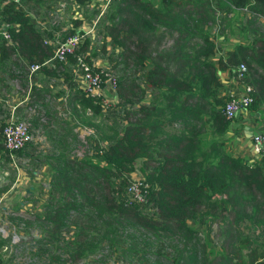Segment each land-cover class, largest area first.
Instances as JSON below:
<instances>
[{"label": "trees", "instance_id": "trees-1", "mask_svg": "<svg viewBox=\"0 0 264 264\" xmlns=\"http://www.w3.org/2000/svg\"><path fill=\"white\" fill-rule=\"evenodd\" d=\"M62 1L70 7L89 2L0 0V20L7 24L9 36V40L0 36V72L6 78L24 79L30 63L46 71L43 61L51 56L52 48L44 43L35 16L45 17L47 9L58 12L54 6ZM114 4L106 14L103 35L114 49L110 73L121 117L110 124L107 119L95 121L101 114L100 101L84 95L68 77L74 120L93 127L100 140L93 139V155L89 149L75 154V135L50 134L51 145L42 156L49 176L42 191L45 198L33 216H15L31 217L42 229L33 256L42 259L48 254L47 260L40 261L43 264H79L88 253L100 250L104 254L87 264H107L109 253L127 264H264V162L254 157L246 161L222 147L221 137L235 117L225 119L221 113L219 77L221 71L232 75L239 63L245 65L243 82L251 86L253 99L242 112L248 109L264 123V30L260 23L264 0H159L158 6L144 0H121ZM235 11H243L239 31L245 35L222 52L225 47L216 48L215 36L206 27L219 26L222 39ZM73 22L71 30L59 31L60 41L69 32H83L78 21ZM82 42L80 50L87 40ZM73 61L74 55H69L65 62L52 60L49 65L65 80L66 62ZM32 92L36 93L34 87ZM37 122L33 117L30 124ZM29 143L14 158L17 154L29 157L31 149L35 150L28 149ZM137 160L146 184L141 188L142 198L153 207L151 215L137 201H121L126 175ZM209 216L217 218V237L222 236L231 248L227 251L218 245L211 257L197 230ZM246 219L260 229V240L239 233V223ZM188 220L196 226H189ZM63 228L70 230L66 237L61 236Z\"/></svg>", "mask_w": 264, "mask_h": 264}, {"label": "rangeland", "instance_id": "rangeland-1", "mask_svg": "<svg viewBox=\"0 0 264 264\" xmlns=\"http://www.w3.org/2000/svg\"><path fill=\"white\" fill-rule=\"evenodd\" d=\"M118 2L121 0H117ZM146 2H150L151 4L158 6L159 0H144ZM98 2V0H97ZM97 2H95L97 4ZM116 2V1H115ZM115 3V4H118ZM114 4V6H116ZM52 5V4H51ZM113 7V6H112ZM112 7L108 6L106 7V10L103 11L100 16L96 12H98V8L95 9V19L97 20L95 23V26L93 28V35L89 36L88 38H85L87 40L86 44L84 43L83 49L80 50V48L77 50L76 55L82 56L84 61L93 63L98 69L105 70L108 72L106 82H103L101 85L102 88V95L98 98L102 101H107V106L102 105L101 114L99 116H95V121H103L104 119L107 122V124H110V121L115 119L119 120V117H121V105L118 103V98L115 94V86L111 79V73H110V57L113 56L114 49L110 44L108 43V38L104 37L103 35V25L105 23L106 14L109 10L112 9ZM54 8H59L58 11L62 10L59 5H55ZM69 8L70 6H66L64 4V13L66 16L63 17V19H68L70 25H73V20H77L79 24L82 20V18H85V13H83L80 10H77L76 14H71V17H68L69 14ZM108 8V9H107ZM82 9L85 11L84 7L82 6ZM42 11V9H41ZM49 9L45 10V17H42L41 15L35 16L37 18V25H41V21H47L48 23V30L52 29L54 31H58L62 25L63 21L59 20L60 16L59 12L55 13H48ZM47 17V18H46ZM231 19L230 26L228 27V34L227 36H224L221 38V32L219 26L209 24L206 27V32L212 36L217 37V40L214 41L216 44V48H222V47H230L234 42L242 41L245 35V32H240L239 27L241 23L243 22V11H235L232 15L229 16ZM261 28L264 30V19L260 20ZM79 27V25H77ZM98 34H97V33ZM84 39V40H85ZM83 40V42H84ZM168 38H165L164 42H161L160 44H164ZM82 42V44H83ZM87 54V57L83 54ZM85 51L87 53H85ZM89 60H88V59ZM115 75V74H114ZM116 76V75H115ZM2 85V84H0ZM2 88V86H0ZM21 88L25 89L24 84L21 83ZM31 91L33 90V87L30 88ZM11 90V87H10ZM54 91H51V93ZM222 92V90H221ZM220 92V93H221ZM58 93V92H57ZM0 94H3V92L0 89ZM46 96H48V102H50L52 105L59 106L63 102L61 100V96L59 98V101H57L55 98L53 100L51 99L50 93H46ZM220 97H222V101L226 98V95L221 93ZM100 101V100H99ZM65 106L67 107L68 111V103L67 98L65 101ZM29 107V108H28ZM25 107V109L18 114V116L15 117V120H20L24 122L27 125V128H29V132L32 136L31 143L28 144V149L34 148V152L31 149L29 152L30 156L27 157L26 155L20 156L16 155L14 160H10L6 157L5 152L2 149L0 150V223L9 220L13 225V232H22L24 236H26L25 239L19 240L16 242L13 246H5L2 250H0V264H43L40 262L42 259L47 260L48 254H43L42 259H38L37 257L33 256V253L36 251L35 246V240L36 237L39 235H43L42 229L39 228L35 223H33L32 218L28 217L25 219H18L16 218V213L20 210V214H28L33 215L34 212L38 211V208L40 207L41 203L44 198L42 196V191L46 189V183L48 179V168L44 162H42L45 154L48 153V145H51L50 143V134L57 133L62 134L64 133L66 135H75L77 138L78 144L77 148H74L73 151H75V154L84 153L86 150L89 149V155H93L94 152L92 151V144L93 139L100 140L99 133L90 126H87L82 120L81 123L79 122L76 124V128H72L68 124L70 120H68L70 116V111L65 112L61 109H57L54 112H51L49 128L45 124V117L40 113V110L35 107L32 108L30 106ZM38 113V115H36ZM0 115L3 117L2 120H0V125L3 127L4 123L7 121L8 117L10 116V113L8 111L3 112L0 111ZM247 115V116H246ZM84 116L87 117H93L90 114H84ZM33 117L38 118V124L37 125H31L30 121ZM239 119L248 118L250 121L255 124L252 128L253 131H260L263 132L262 128V122L260 120H256L255 117L252 115V113L247 109L244 114H241L238 116ZM51 124V125H50ZM1 127V128H2ZM241 128L238 123V120L236 118H233L229 121V129L228 131L221 137L222 140V147H226L235 155L240 154L246 161L252 159V155H250L249 151L244 153V144L247 140V137H243L242 133L240 132ZM239 132V137L235 138L234 135ZM250 138V137H249ZM238 140L241 141V146L236 147V144ZM238 149V150H237ZM28 151L27 148L24 150ZM249 155H245V154ZM249 158V159H248ZM35 159H38L34 162ZM42 162V164H41ZM140 165V160H137L135 162V166L132 169V172L126 175L127 178V184L130 183H137L139 179L141 178V175L139 174L138 168ZM152 165H148V167H151ZM262 173L264 175V167L262 170ZM129 181V182H128ZM126 184V186H127ZM125 186V187H126ZM124 187V188H125ZM124 190V189H123ZM121 201L124 200H130L131 197L129 195L125 196L123 191L121 193ZM138 204H142L144 209L148 214H153V207H151L148 203V201L145 198H142L141 200L137 201ZM124 203V202H123ZM21 204V205H20ZM9 206L5 207L4 210H1V206ZM33 211V212H32ZM32 212V213H31ZM12 218V219H11ZM217 218L214 217H208L207 221L203 222L202 224H199L197 227V230L199 231V236L202 239L201 243L205 245V250L209 254V257L213 256L215 253L218 252L219 248L218 245H222L225 250H230L231 248H228L229 243L226 240H223V237L221 238L217 237ZM189 226H196V222L194 220H188L187 221ZM73 228V226H71ZM239 233L240 234H246L250 238H258V240L261 239L262 235L260 236V229L257 228L251 221L248 219L244 220L243 222L239 223ZM0 228L4 231L3 227L0 225ZM2 231V232H3ZM11 230H9L10 232ZM73 231V229H72ZM68 228H63L61 230V236L66 237L68 235ZM1 238V237H0ZM6 238L10 240L9 233H6ZM2 242L5 244L6 239L1 238ZM226 241V242H225ZM259 242V241H258ZM228 243V244H227ZM223 250V248H222ZM104 252L98 250L96 254L88 253L86 255V258L81 259L78 261L79 264H87V261L90 259H96L97 256L103 255ZM32 257L33 262H31L30 258ZM107 264H127L126 260L123 258H118L116 253L108 254V260Z\"/></svg>", "mask_w": 264, "mask_h": 264}, {"label": "crops", "instance_id": "crops-1", "mask_svg": "<svg viewBox=\"0 0 264 264\" xmlns=\"http://www.w3.org/2000/svg\"><path fill=\"white\" fill-rule=\"evenodd\" d=\"M95 2H97V0H89L88 4L83 6L85 11L82 9V5H75V7L69 8V14L70 15L68 17H71V14L73 12H74L73 14H76L77 10H80L83 13H85V18H82L81 22L79 23V28L83 29V31L87 30V32H88L85 38H88L89 36L93 35L92 30H93L95 23L97 21L94 17L95 16V9L98 8V12H96L98 14V16H100V14L103 12V11H101L103 1L98 0L97 4ZM64 4H65L64 1L59 3L60 8L62 9V10L58 11L60 16H62V17H59L60 18L59 20L63 21V25L58 31H54L52 29L48 30L47 29L48 28L47 21H41L42 24L39 25V27H38L41 36H43V38L50 43L51 48L53 47L55 42L60 41V39H59V31L60 30H62V29L71 30V29H69V28H71L69 20L67 18L63 19L64 16L67 17V15H65V13H64ZM111 6L112 5L110 4L108 6V8ZM106 7H107V5H106ZM106 7H105V9H106ZM69 33H72V32H69ZM69 33H67V34H69ZM106 39H107V37H106ZM224 49L225 50H223L222 52H225L227 50L226 48H224ZM85 53H87V52L85 51ZM83 54H84V50H83ZM84 56H87V54H84ZM73 62L72 63L66 62L67 64H66V67L64 69V72L67 74L66 75L67 78H65V80L63 79L64 78L63 74L58 73L57 70L53 71V69L50 68V65H49L50 62L47 64H44V67H45L46 71L49 70V71L53 72L54 74H50V73L46 72L45 70H37L36 72L31 74L30 76L24 75V79L23 78L8 79V78H6V73L0 72V84H2V85H0V86H2V88H0V89L3 92V94H0V111H3V112L8 111V113H10V115H13L16 117V116H18V114H20L25 109V107H28V106H30L32 108L37 107L40 110V113L45 117V124H48V128H49V123H51V121H50V119H51L50 113L51 112H54L57 109H61L62 111H65L68 113L70 111L71 114L68 118V120H70V122H68L67 125H69L71 127V131H72L73 125L76 126L77 123L74 120L75 118H74V116L71 112L70 106H69L68 97H69L70 89L67 87V82L70 79V81H72V82L76 81L79 84V82L77 80H75L72 76ZM25 71L27 74L26 68H25ZM68 77H69V79H68ZM219 77L221 79V82L223 83V86L221 89L222 95L227 94L231 90H235V91L238 90V87L236 85H234V81L231 78V75H228L226 71L219 72ZM20 79H22V80L20 81ZM21 83L24 84L25 89L21 88ZM10 87H11V90H10ZM31 87H34L36 89V93L31 91V89H30ZM44 89H48V91L47 92L43 91ZM51 91H54V92L51 93ZM46 93H50V95H51L50 97L52 100H53V98H55L57 101H59V98L61 96V100L63 103L59 106L52 105L50 102L47 101L48 96H46ZM221 93H220V95H221ZM66 98H67L69 111H68L67 107L65 106ZM241 114H244V113L241 111L240 113H238L235 116V118L238 120V123H239L240 128H241L240 132L242 133L243 137H247V140L244 144V147H245L244 153H246L248 151L250 153V149H249V139L250 138L249 137L251 136L252 133L255 132L252 130V128H254L253 126L255 124H253L250 121V119H248V118L239 119L238 116H240ZM36 115H38V113ZM2 118L3 117L0 115V120H2ZM261 124L264 127V123H261ZM75 126H74V129L76 128ZM234 136H235V138H238L240 136L239 132H237V134ZM66 139L68 140V137H66ZM240 146H241V141L238 140L236 147H240ZM48 147H50V145H48ZM245 155H249V154L247 153ZM250 155H251V153H250ZM238 156H241V155L238 154ZM139 174H140V172H139ZM42 196H43V198H45V195L43 193H42ZM5 207H9V206H3L2 205L1 210H4ZM38 210H39V208H38ZM18 213H20V210L18 211ZM0 225L4 229L3 232H0V237L6 239L5 244L3 243L0 246V250L5 248V246L15 245V244L11 243V239L8 240L6 238V233H9L10 236H11V233L16 234V236L18 237V241L26 238V236H24L22 234V232H19V231L16 233L13 232V226H12L13 224L9 220H6V221L0 223ZM9 230H11V231L9 232ZM1 238H0V240H1ZM36 238H38V237H36Z\"/></svg>", "mask_w": 264, "mask_h": 264}, {"label": "built area", "instance_id": "built-area-1", "mask_svg": "<svg viewBox=\"0 0 264 264\" xmlns=\"http://www.w3.org/2000/svg\"><path fill=\"white\" fill-rule=\"evenodd\" d=\"M101 11H105L106 5H113L117 0H102ZM116 1V2H115ZM7 24L0 20V36L2 39L9 40V36L5 31ZM87 30L83 32L74 31L65 36L61 41L55 42L52 47L51 56L44 60V64L49 63L52 60L59 62H65L69 55H74L72 76L79 82L84 95L93 97L100 100L101 105L107 106V101L98 99L102 95L101 85L106 82L108 72L105 70L98 69L93 63L84 61L82 56L75 55V51L78 49L82 40L87 35ZM44 43L50 44L48 41ZM40 64L30 63L26 66L27 75L30 76L37 70H39ZM246 71L245 65L239 63L234 70L231 72V78L234 81V85L238 87V90H231L223 100L221 113L225 119H232L238 113H240L245 107L252 102V88L248 84L243 82V76ZM27 128V125L20 121L15 120V116L10 115L7 121L4 123L1 134L2 144L4 149L9 152L11 160H14V153L24 147L32 139V136ZM249 149L251 155L264 162V133L255 131L251 134L249 139ZM146 184L139 179L137 183H128L123 193L125 196L129 195L130 200L125 201H139L142 199L141 188L145 187ZM3 230L0 228V232ZM11 243L16 244L18 237L16 234L11 233Z\"/></svg>", "mask_w": 264, "mask_h": 264}, {"label": "clouds", "instance_id": "clouds-1", "mask_svg": "<svg viewBox=\"0 0 264 264\" xmlns=\"http://www.w3.org/2000/svg\"><path fill=\"white\" fill-rule=\"evenodd\" d=\"M141 179V178H140ZM129 182V181H128Z\"/></svg>", "mask_w": 264, "mask_h": 264}]
</instances>
